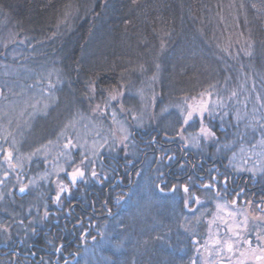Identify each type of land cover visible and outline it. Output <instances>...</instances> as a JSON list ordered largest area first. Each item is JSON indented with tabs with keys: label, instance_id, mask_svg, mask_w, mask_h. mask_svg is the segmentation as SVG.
I'll return each mask as SVG.
<instances>
[{
	"label": "trees",
	"instance_id": "obj_1",
	"mask_svg": "<svg viewBox=\"0 0 264 264\" xmlns=\"http://www.w3.org/2000/svg\"><path fill=\"white\" fill-rule=\"evenodd\" d=\"M0 23L36 49L33 66L45 59L58 68L63 86L75 87L69 99L81 100L87 112H94L89 109L94 103L85 87L102 98L158 75L159 96L167 93L165 82L176 84L172 95L191 96L222 82L238 85L247 75L257 80L264 71V0H0ZM63 90L58 94L66 95ZM52 104L58 107L60 97ZM38 133L43 141L50 128ZM130 139L128 147L106 152L108 184L115 182L107 191V206L118 203V209L108 217L105 231L99 226L96 239L80 252L86 264H154L149 239L164 225L141 192L140 171L149 160L152 187L179 196L185 212L167 230L176 229V236L164 246L166 264H191L196 258L191 247L204 245L207 224L198 213L200 205L206 206V216L216 198L252 212L262 206L257 204L263 195L253 194L255 188L241 183L243 191L234 190L238 181L228 179V160L211 155L212 145L208 152L194 153L182 135H170L156 124L131 126ZM89 182L94 186L95 180ZM255 185L251 179L246 184ZM126 213L129 223L117 224ZM182 248L186 255L176 256Z\"/></svg>",
	"mask_w": 264,
	"mask_h": 264
},
{
	"label": "rangeland",
	"instance_id": "obj_2",
	"mask_svg": "<svg viewBox=\"0 0 264 264\" xmlns=\"http://www.w3.org/2000/svg\"><path fill=\"white\" fill-rule=\"evenodd\" d=\"M27 45V41L16 39L0 23V140L6 138L18 145L28 134L26 142L30 147L37 138V129L43 128L49 120L54 123L52 126L50 121L46 129L43 128V133H47L48 128L50 133L43 141L34 144L37 149L32 150V154L22 155L18 161L15 160L19 169H24L23 166L34 168L30 177L25 179L28 184L23 185L27 192L36 191L43 184L47 185L51 178L65 172L70 176L79 165L85 164L84 161L95 164L101 154L128 147L131 145V126L138 129L147 124H156L170 135H182L185 147L197 154L208 152L212 145L211 155L224 156L229 167L238 173L263 176L264 131L261 129L264 130V71L258 74L257 80L247 75L238 79V85L222 82L191 96L172 95L177 89L176 84L169 83L168 87V82L164 83L163 89L166 95L159 96L158 75L147 77L132 88L119 87L102 98L96 97L85 87L88 100L96 107L93 109L91 105L89 109L94 112H87L81 107V100L78 104L75 98L69 99L68 95L75 91V87L69 89L63 86L57 67L47 65L45 59H38L37 65L33 66L36 49L27 48ZM61 89L66 95L58 94ZM58 96L60 104L57 107L52 103ZM189 106L195 109L206 106L208 111L202 116L198 111L194 112L193 118L185 123L184 118L191 110ZM101 111L104 112L103 117L99 113ZM46 116L50 119H46ZM212 120L216 121L215 125ZM202 128L209 129L214 135L206 136ZM10 131L14 136H10ZM19 135L22 138L17 137ZM76 151L80 158L74 157ZM38 158H44V167H37L41 161ZM151 162L145 163L140 171L143 175L140 186L144 188L141 192L145 201L156 209L161 225H164L161 230L157 227L149 239L151 256L154 264H166L168 255L165 258L164 246L168 243V237L176 236V229L167 230L173 226L171 222L185 212L179 196L168 195V192L152 187L149 178ZM199 209L198 213L207 224V231L205 243L203 240L201 242L204 243L202 248L198 244L191 247L198 256L191 264H206L202 261V256L206 254L213 258L211 264H264L260 259H250L256 254L261 255L259 247L246 253L251 256L244 258L245 261L250 259L249 263L242 259L231 260L238 246L244 247L243 244L248 241L245 239L246 230L248 232L252 224L260 222L257 218L250 219L245 206H236L216 198L207 216L204 215L208 211L206 206L200 205ZM127 214L120 216L116 223L122 226L129 223ZM177 253L176 256L186 255L183 248ZM239 255L243 256L244 252L241 251Z\"/></svg>",
	"mask_w": 264,
	"mask_h": 264
},
{
	"label": "flooded vegetation",
	"instance_id": "obj_3",
	"mask_svg": "<svg viewBox=\"0 0 264 264\" xmlns=\"http://www.w3.org/2000/svg\"><path fill=\"white\" fill-rule=\"evenodd\" d=\"M262 125L264 126V123ZM37 130L43 132V128ZM9 133L11 137L14 136L13 131ZM39 136L40 133L30 147L25 141L15 145L5 138V143L0 142V264H86V257L80 252L96 239L99 226L105 231L108 217L114 209H118V203L110 208L107 206V191L115 185V182L108 184V154H101L98 163L84 161V165H79L78 168L84 172V176L77 177L75 182L65 172L61 176L51 178L47 185L43 184L36 191L27 192L23 185L28 184L26 180L34 168L23 166L24 169H19L15 160L18 161L22 155L32 154V150L37 149L34 144L42 140ZM74 157L76 158L75 155ZM38 159L41 161L37 167H44V158ZM230 169L228 179L238 181L234 190L242 192L243 183L245 189L255 188L253 194L260 192L263 195L258 198L261 202L257 205H262L258 206V212H252L245 206L244 210L248 212L250 219L257 218L260 223L252 224L248 232L246 230L245 239L248 241L243 244L244 247L238 246V251L233 253L231 260L245 261L244 258L251 257L246 253H251L252 248L259 247L261 255L256 254L250 259L259 257L263 262L264 174L252 177L249 173H238L233 168ZM93 171L97 173L95 177L92 176ZM87 173L89 175H86ZM249 179L257 185L247 187ZM91 180H95L94 186L89 182ZM118 181L121 182L116 178V182ZM120 186L127 187L122 183ZM21 188L24 189L23 192ZM98 189L101 190L100 194ZM241 251L244 252L243 256L239 255ZM197 258L198 256L195 259ZM212 259L207 254L202 256V261L206 264H211ZM250 259L245 263H249Z\"/></svg>",
	"mask_w": 264,
	"mask_h": 264
},
{
	"label": "snow or ice",
	"instance_id": "obj_4",
	"mask_svg": "<svg viewBox=\"0 0 264 264\" xmlns=\"http://www.w3.org/2000/svg\"><path fill=\"white\" fill-rule=\"evenodd\" d=\"M113 99H115V97H113ZM189 107H190L191 110L188 111L187 116H185V118H184V122L185 123H188V121L193 118L194 112H197L198 111L201 114V116H202V114L205 111H208V109H207L206 106H202L199 109L191 108V106H189ZM202 131L205 132L206 136L214 135V133H212L209 129L202 128ZM66 147H67V145H66ZM96 175H97V173L95 171H93L92 172V176L95 177ZM70 176H71L73 182H75V180H76L77 177H83L84 176V172L81 171L78 168L73 173H70ZM23 191H24V189L21 188V192H23ZM184 191L185 192L188 191L187 187L184 188ZM57 199H59V195L57 196ZM197 202H199V201L197 200ZM187 203H188V201H185L186 206H187ZM229 248H231V245H229ZM258 259H259V257H258Z\"/></svg>",
	"mask_w": 264,
	"mask_h": 264
}]
</instances>
